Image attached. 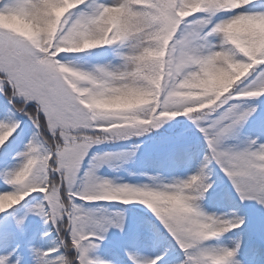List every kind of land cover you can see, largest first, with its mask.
Returning a JSON list of instances; mask_svg holds the SVG:
<instances>
[{"label": "snow or ice", "instance_id": "1", "mask_svg": "<svg viewBox=\"0 0 264 264\" xmlns=\"http://www.w3.org/2000/svg\"><path fill=\"white\" fill-rule=\"evenodd\" d=\"M154 132L147 182L101 174ZM112 230L126 264H264V0H0V264H116Z\"/></svg>", "mask_w": 264, "mask_h": 264}, {"label": "rangeland", "instance_id": "2", "mask_svg": "<svg viewBox=\"0 0 264 264\" xmlns=\"http://www.w3.org/2000/svg\"><path fill=\"white\" fill-rule=\"evenodd\" d=\"M120 152V151H119ZM158 170L160 171H164L165 172V167L161 168L158 167ZM176 173V170H174L173 174ZM156 174V173H155ZM185 174V172L183 171V173L180 175V176H183ZM207 207H211V204H206ZM126 213V212H125ZM126 217H127V222H128V225L129 227L131 228L132 225L135 223V221L139 218L137 217L136 215L134 214H129V213H126ZM40 218L39 217H36L32 220H30V225L35 229L37 227V224L39 222ZM110 239H112L114 242L117 240V237H116V230H112V235L109 236ZM107 247V246H106ZM108 248V247H107Z\"/></svg>", "mask_w": 264, "mask_h": 264}, {"label": "trees", "instance_id": "3", "mask_svg": "<svg viewBox=\"0 0 264 264\" xmlns=\"http://www.w3.org/2000/svg\"><path fill=\"white\" fill-rule=\"evenodd\" d=\"M170 124H171V126H174V127L177 126V122L176 121H172V122H170ZM179 127H184V125H179ZM156 133H159V132H156ZM150 134H152V133H150ZM188 135L192 138L193 143H195L196 142V137L193 134V132H189ZM120 142H122V141H117V143H120ZM118 146H120V145H118ZM213 179H216V177L214 176ZM140 182H147V181L142 180ZM140 182H137V183H140ZM217 183L220 184L219 181H217ZM216 187H217V185H214V188H216ZM221 187H222V185H221ZM125 209H128V207L121 206V210H125ZM45 227L46 226L43 225L42 227H40L41 228L40 230L44 229Z\"/></svg>", "mask_w": 264, "mask_h": 264}]
</instances>
